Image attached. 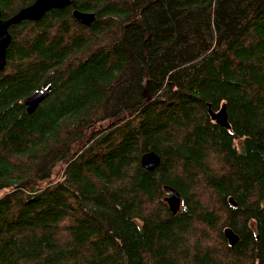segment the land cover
<instances>
[{"label":"trees","instance_id":"1","mask_svg":"<svg viewBox=\"0 0 264 264\" xmlns=\"http://www.w3.org/2000/svg\"><path fill=\"white\" fill-rule=\"evenodd\" d=\"M10 33L0 264H264V0H72Z\"/></svg>","mask_w":264,"mask_h":264},{"label":"water","instance_id":"2","mask_svg":"<svg viewBox=\"0 0 264 264\" xmlns=\"http://www.w3.org/2000/svg\"><path fill=\"white\" fill-rule=\"evenodd\" d=\"M72 0H35L31 5L22 8L19 12L9 18H3L0 10V70L6 66V53L7 48L11 42L10 28L12 25L21 22L24 19L38 20L51 9L64 8L71 5ZM74 16L81 23L90 25L95 20V14L91 12H81L74 10ZM49 94V87L43 92H35L25 99V103L28 106V110H34ZM214 117L220 118L223 123H227V110L225 106L213 114ZM161 162V157L155 151L145 152L141 157L142 166L150 171H153ZM166 191L171 192L170 196L166 197V201L169 203L173 213H177L181 208L182 198L180 193L171 186H165ZM234 204L236 202L231 199ZM225 235L228 238L230 244H234L239 240V236L231 229H225Z\"/></svg>","mask_w":264,"mask_h":264},{"label":"rangeland","instance_id":"3","mask_svg":"<svg viewBox=\"0 0 264 264\" xmlns=\"http://www.w3.org/2000/svg\"><path fill=\"white\" fill-rule=\"evenodd\" d=\"M171 195V194H170ZM170 195H167V196H170Z\"/></svg>","mask_w":264,"mask_h":264},{"label":"flooded vegetation","instance_id":"4","mask_svg":"<svg viewBox=\"0 0 264 264\" xmlns=\"http://www.w3.org/2000/svg\"><path fill=\"white\" fill-rule=\"evenodd\" d=\"M2 12V11H1Z\"/></svg>","mask_w":264,"mask_h":264}]
</instances>
